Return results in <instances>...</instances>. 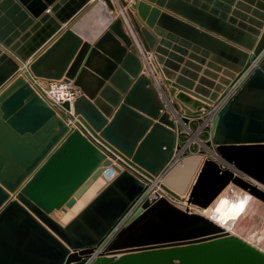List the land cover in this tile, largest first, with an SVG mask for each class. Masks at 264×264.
Wrapping results in <instances>:
<instances>
[{
  "label": "water",
  "instance_id": "1",
  "mask_svg": "<svg viewBox=\"0 0 264 264\" xmlns=\"http://www.w3.org/2000/svg\"><path fill=\"white\" fill-rule=\"evenodd\" d=\"M102 1L119 15L88 36L98 0H0V264H264L202 213L229 186L264 204V0ZM60 79L72 104L40 85Z\"/></svg>",
  "mask_w": 264,
  "mask_h": 264
},
{
  "label": "rangeland",
  "instance_id": "2",
  "mask_svg": "<svg viewBox=\"0 0 264 264\" xmlns=\"http://www.w3.org/2000/svg\"><path fill=\"white\" fill-rule=\"evenodd\" d=\"M196 123H192V128ZM200 137L205 139L207 134L202 132ZM182 140L184 137L182 136ZM192 150L198 149L194 143ZM211 209L204 213L215 221L224 224L230 232L238 235L257 246L264 248V204L251 197L246 192L229 186ZM58 216H64L58 214ZM246 239V240H247Z\"/></svg>",
  "mask_w": 264,
  "mask_h": 264
},
{
  "label": "built area",
  "instance_id": "3",
  "mask_svg": "<svg viewBox=\"0 0 264 264\" xmlns=\"http://www.w3.org/2000/svg\"><path fill=\"white\" fill-rule=\"evenodd\" d=\"M264 53V51H263ZM254 65L250 66L247 71L239 78L238 82L235 84L233 89H236L239 84L245 79V77L249 74L251 69ZM40 85L42 89L44 90L48 100L55 105H60L64 102H68L72 104L75 99L80 95V89L76 87L71 80L67 79H60V80H42L40 82ZM221 106H217L214 109V112H212L209 117L210 120L218 110V108ZM210 120L207 123H204L200 125L198 122H196V127L192 128V123L189 124L190 128H184L182 129V133L180 135V144L186 146V150L190 154L197 153L200 149H202V145H204L207 141L210 140V130L206 129L205 126H207L210 122ZM202 132H205L207 134V138L203 139L200 137V134ZM194 133H197L196 135ZM182 136L184 139L182 140ZM193 137H196V139H193ZM196 144L198 146V149L192 150V144ZM179 160V156H174L173 160L167 167V169L164 171V173L177 161ZM163 173V174H164ZM161 174L159 178L163 175ZM157 188V189H156ZM161 189L159 187L155 186H149L147 189L143 192V194L136 200V202L133 204V206L130 208L128 213L121 219V221L118 223V225L112 230V232L109 234L107 239L105 240L103 247L111 240V238L117 233V231L123 226V224L127 221V219L143 204L146 200H152L159 195ZM91 260H88L86 264H89Z\"/></svg>",
  "mask_w": 264,
  "mask_h": 264
},
{
  "label": "crops",
  "instance_id": "4",
  "mask_svg": "<svg viewBox=\"0 0 264 264\" xmlns=\"http://www.w3.org/2000/svg\"><path fill=\"white\" fill-rule=\"evenodd\" d=\"M111 1L112 3H115L118 0H111ZM101 14H103L104 18H100ZM116 15H119L117 9L115 12H111L107 10L104 2L100 0V2L95 6V8L90 13L89 17L87 15L80 21V23L76 26V30H78L81 34L88 36L91 34V36H93L103 29L105 24L109 21V18H113ZM59 218L61 219V216Z\"/></svg>",
  "mask_w": 264,
  "mask_h": 264
},
{
  "label": "bare ground",
  "instance_id": "5",
  "mask_svg": "<svg viewBox=\"0 0 264 264\" xmlns=\"http://www.w3.org/2000/svg\"><path fill=\"white\" fill-rule=\"evenodd\" d=\"M100 2V0H98V2H96V4L93 6V8H92V10L95 8V6L98 4ZM110 2L112 3V1L110 0ZM116 3H118V1L117 2H115V3H112V5H115ZM107 8V7H106ZM92 10L90 11V13L92 12ZM90 13L88 14V17H89V15H90ZM100 18H104V16H103V14H101V16H100ZM98 20H99V18H98ZM98 20H97V22H98ZM89 30V29H88ZM152 61H153V58L152 57H150V60H149V64H150V66L152 67ZM154 62V61H153ZM153 68L155 69V64L153 63ZM152 68V69H153ZM195 135L197 134V133H194ZM193 139H196V137H193ZM112 171L111 170H108V172H106V174H104L99 180H98V182H96V184L92 187V189L88 192V194H87V198L88 197H90L93 193H95L102 185H104L111 177H112ZM157 189V188H156ZM244 192V191H243ZM223 194V193H222ZM221 194V195H222ZM247 194V193H246ZM220 195V196H221ZM219 196V197H220ZM85 197V198H86ZM218 197V198H219ZM85 198L83 199V200H81V202H79V204H78V207L79 206H81L82 204H83V202L85 201ZM218 198L216 199V201L218 200ZM215 201V202H216ZM214 202V203H215ZM214 205V204H213ZM212 205V206H213ZM212 206H210L207 210H209V209H211L212 208ZM78 207H76L74 210H76ZM74 210H72V211H69L68 212V214L67 215H64V216H61V220H65L66 218H68L70 215H72L73 214V211ZM206 210H203L202 211V213L204 214V215H206V216H208L209 218H211L208 214H205L204 212H205ZM212 219V218H211ZM214 220V219H213ZM215 221V220H214ZM217 222V221H216ZM217 223H219V222H217ZM222 227H224L227 231H229L230 232V230H228L227 229V227H225V225L224 224H221V223H219ZM232 233V232H231ZM247 239V238H246ZM245 239V240H246ZM247 241L248 242H250V240H248L247 239ZM251 244H253V245H255V246H257L256 244H254V243H252V242H250ZM258 248H260V249H262L263 251H264V248H261V247H259V246H257Z\"/></svg>",
  "mask_w": 264,
  "mask_h": 264
}]
</instances>
